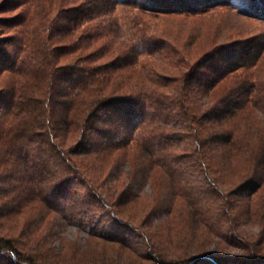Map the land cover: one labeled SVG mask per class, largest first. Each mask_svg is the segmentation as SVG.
Wrapping results in <instances>:
<instances>
[{"label": "trees", "instance_id": "16d2710c", "mask_svg": "<svg viewBox=\"0 0 264 264\" xmlns=\"http://www.w3.org/2000/svg\"><path fill=\"white\" fill-rule=\"evenodd\" d=\"M24 1L2 0L0 13ZM175 7L150 10L207 8L194 3ZM72 10L80 19L98 16L91 7ZM24 22L18 15L0 16V33L12 27L11 34H0V264H53L66 252L52 247L43 232L49 230L50 213L65 220L75 216L73 209L90 217L93 208L115 216L114 224L144 234L156 264H168L164 243L203 232L243 252L194 251L170 264H264V125L242 118L264 101V95L258 96L264 88L247 72L259 48L214 47L179 81L174 79L177 84L164 75L136 90L122 86L134 75L128 70L140 50L104 63H94L102 54L92 50L58 63L71 53L70 44L54 45L52 34L39 37ZM70 23H60L57 32H72ZM123 165L129 168L125 176ZM106 180L113 191L102 189ZM146 182L150 198L156 199L138 225L121 210L143 198ZM177 199L190 214L184 223L175 220L180 215L170 217ZM157 211L165 216L153 227L163 236L161 242L148 233L150 224L144 228ZM57 222L54 217L51 227ZM240 225L257 230L247 232ZM167 227L170 232L164 234ZM89 233L127 245V234L120 230ZM84 253L92 262L115 256L105 248Z\"/></svg>", "mask_w": 264, "mask_h": 264}, {"label": "rangeland", "instance_id": "374dc122", "mask_svg": "<svg viewBox=\"0 0 264 264\" xmlns=\"http://www.w3.org/2000/svg\"><path fill=\"white\" fill-rule=\"evenodd\" d=\"M185 3L201 4L205 7L208 4V7L199 12L150 10L153 6L159 9H175V6ZM77 7H91L92 12H97L98 16L76 18L75 10L72 9ZM12 15L24 19L25 26L29 25V28L33 26L32 32L39 37L45 38L48 34H52L54 37L51 40L54 45L69 46L70 44L71 53L61 56L58 63L68 62L92 50H97L99 55L102 54L94 63L108 62L120 54L129 56L133 54V49L140 50L136 64L128 70H134V75L126 80L125 86H122L124 88L132 86L137 90L139 87L136 86L146 87L149 80L161 79L164 75L169 77L168 80L179 81L192 63L206 51L217 46H228L231 49H247L252 46H255V49L259 48L258 59L247 72L264 88V0H25L13 9L0 13V16ZM69 20L70 26H73L72 32L64 36L60 35L56 27L59 28L60 23ZM1 30L4 33L0 34H11L12 27H3ZM177 83L175 80L171 82L172 85ZM262 95L264 89H260L258 93V96ZM261 102L259 104L262 108L258 105L249 107L242 117L244 121L253 120L258 125H264V101ZM122 169V174L125 176L124 172L129 168L123 165ZM109 184L106 180L102 186L106 193L113 191L112 188L111 191L107 190ZM150 192V186L146 182L142 186L143 198H136L123 205L122 215L130 218L135 224H141L146 213L153 208L156 199L150 198ZM110 197L113 199L116 194H111ZM177 201L170 217L180 215L175 220L184 223L190 214L185 209L182 199ZM73 210L72 213L65 211L67 214H75L65 220H61V217H56L53 213L48 217L49 230L43 231L44 234L49 235L47 238L51 237L49 243L52 247H62L66 252L56 258L53 264H156L158 262L152 259L154 255L150 252L147 237L130 229L131 225L126 228L114 224V220L117 221L116 217L109 212V215H105L99 208L88 211V213L92 212L90 217L79 214L78 209ZM54 217L58 218V222L51 227ZM164 217V212L157 211L154 215H149L144 223V228L150 224L148 233L152 234L155 242H161L163 236L157 235L153 227ZM97 219H100V224L94 225ZM171 225L170 223L167 226ZM187 225L190 226V223ZM179 226L181 227L180 224ZM189 226L187 229L190 232ZM168 227L164 229V234L170 232ZM239 228L247 232L257 230L255 225H240ZM92 230L95 233L105 231L113 234L120 230L127 234V245L92 236L89 233ZM4 231L5 228L2 229V232ZM199 235V233L188 234L185 239L177 237L170 243H164L165 250L162 251L164 257L168 259L165 262L173 263L178 257L181 258L184 254L194 251L217 256H234L243 252L212 233L203 232ZM73 248L78 252L69 254V250ZM101 248L111 250L115 254L114 260L110 258L108 261L92 262L84 253L85 250L91 252L94 249L99 251ZM3 263L8 264L7 261Z\"/></svg>", "mask_w": 264, "mask_h": 264}]
</instances>
